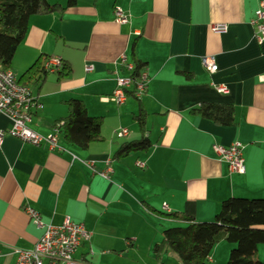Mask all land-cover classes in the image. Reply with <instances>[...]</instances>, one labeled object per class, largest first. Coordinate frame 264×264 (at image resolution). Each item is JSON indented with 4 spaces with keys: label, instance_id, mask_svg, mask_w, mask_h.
<instances>
[{
    "label": "crops",
    "instance_id": "1",
    "mask_svg": "<svg viewBox=\"0 0 264 264\" xmlns=\"http://www.w3.org/2000/svg\"><path fill=\"white\" fill-rule=\"evenodd\" d=\"M257 4L77 0L62 14L30 17L10 71L19 77L36 60L51 57L71 71L61 79L49 73L38 87L29 85L41 107L32 112L28 127L41 135L51 133L56 121L67 116L66 101L79 99L90 116L100 118L102 141L80 149L58 135L60 149H49L45 143L4 139L0 264H15L14 250L32 249L42 235L26 206L45 224L59 226L65 217L82 223L90 240L75 257L90 264H180L170 251L159 260L152 251L163 231L179 223L166 214L212 221L229 198L264 199V83L256 79L264 73V42L255 40L251 24ZM115 7L130 15L128 23L115 21ZM221 23L227 25L226 33L211 31ZM122 54L126 63L144 65L148 84L140 96L116 105L104 99L112 95L117 73L130 74L120 62ZM203 58L213 60L215 73L204 68ZM86 66L93 70L86 72ZM202 103L232 105L234 124L219 126L190 113ZM140 107L147 113L151 146L118 159L114 155L122 143L141 137L134 120ZM9 128V119L0 114V130ZM120 129H127L122 138L116 135ZM234 142L242 146L244 174H230L212 149ZM232 248L217 243L210 262H226Z\"/></svg>",
    "mask_w": 264,
    "mask_h": 264
},
{
    "label": "trees",
    "instance_id": "2",
    "mask_svg": "<svg viewBox=\"0 0 264 264\" xmlns=\"http://www.w3.org/2000/svg\"><path fill=\"white\" fill-rule=\"evenodd\" d=\"M76 3L77 0H66L62 6L47 0H0V66L11 69L16 50L26 37L30 17L62 14ZM44 61L36 60L17 78L18 82L38 87L49 74L44 69ZM132 66L129 76L133 82H137L144 65L134 60ZM70 71V67L61 60L60 68L55 73L61 79ZM126 95H135V88L127 90ZM65 104L67 116L54 124L59 135L80 149H87L91 143L102 141L100 118L90 116L79 99H69ZM190 113L219 126L234 124L232 105L202 103L191 109ZM146 117V111L140 107L134 120L141 137L122 143L114 157L120 159L130 153L148 151L151 143L145 130ZM165 216L179 223L165 229L161 241L154 245L152 251L158 260L164 251H170L180 264H264V261L257 260L258 247L264 245V199L229 198L221 203L212 221H195L178 212ZM221 241L233 245V248L225 263H211L212 250Z\"/></svg>",
    "mask_w": 264,
    "mask_h": 264
},
{
    "label": "built area",
    "instance_id": "3",
    "mask_svg": "<svg viewBox=\"0 0 264 264\" xmlns=\"http://www.w3.org/2000/svg\"><path fill=\"white\" fill-rule=\"evenodd\" d=\"M114 19L119 24L129 22L130 15L121 8L115 7L113 10ZM254 27V38L258 43L264 42V0H258L257 7L254 10V18L251 21ZM227 25L224 23L213 24L211 31L216 34L227 32ZM120 62L125 64L128 71H131L132 64L126 63L124 54L120 56ZM202 64L210 73L217 70L216 64L210 58H203ZM61 60L58 57L47 58L44 61V69L53 73L60 68ZM92 66H86L85 71H92ZM259 83H264V73L256 77ZM116 87L106 102L111 101L116 105L123 104L126 99V91L135 88V95L140 96L148 84L147 73L143 70L137 82H133L130 76L121 77L118 73L115 75ZM219 91H225V88H217ZM41 107L37 99L32 95L29 86L18 82L16 76L7 69L0 66V114L10 121L8 130H0V146L6 137H14L22 142L39 146L45 143L49 149H60L58 145V129L54 127L52 132L47 135H41L27 127L32 112ZM127 134V129H120L116 132L117 137L122 138ZM212 149L218 159L223 161L230 174H244L246 167L242 156V146L234 142L228 147L213 145ZM143 167L142 163H137ZM90 167H92L90 165ZM106 176V174H101ZM25 213L29 216L31 222L43 230L42 235L30 250L15 249V264H90L85 259H78L75 254L78 248L88 243L90 233L82 223L73 222L69 217H65L62 224L54 226L42 222L40 215L31 207L26 206ZM88 253L92 255L90 248Z\"/></svg>",
    "mask_w": 264,
    "mask_h": 264
},
{
    "label": "rangeland",
    "instance_id": "4",
    "mask_svg": "<svg viewBox=\"0 0 264 264\" xmlns=\"http://www.w3.org/2000/svg\"><path fill=\"white\" fill-rule=\"evenodd\" d=\"M13 74L18 78V75L13 72ZM29 122V121H28ZM27 122V123H28ZM28 127V124H27ZM29 128V127H28ZM32 130V129H31ZM226 244V243H225ZM259 253L257 254V260L263 262L264 261V245H259ZM175 256V255H174ZM178 260V259H177ZM225 263V262H224ZM169 264H174L173 262H170Z\"/></svg>",
    "mask_w": 264,
    "mask_h": 264
}]
</instances>
